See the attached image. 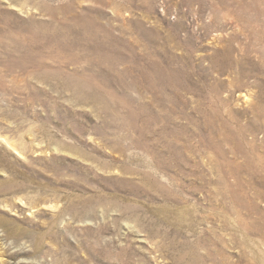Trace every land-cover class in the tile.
Instances as JSON below:
<instances>
[{
    "label": "rangeland",
    "instance_id": "rangeland-1",
    "mask_svg": "<svg viewBox=\"0 0 264 264\" xmlns=\"http://www.w3.org/2000/svg\"><path fill=\"white\" fill-rule=\"evenodd\" d=\"M0 264H264V0H0Z\"/></svg>",
    "mask_w": 264,
    "mask_h": 264
},
{
    "label": "bare ground",
    "instance_id": "bare-ground-1",
    "mask_svg": "<svg viewBox=\"0 0 264 264\" xmlns=\"http://www.w3.org/2000/svg\"><path fill=\"white\" fill-rule=\"evenodd\" d=\"M5 226V225H4Z\"/></svg>",
    "mask_w": 264,
    "mask_h": 264
}]
</instances>
